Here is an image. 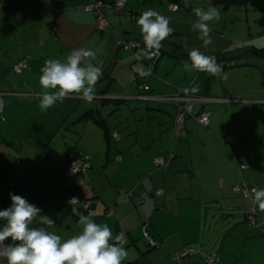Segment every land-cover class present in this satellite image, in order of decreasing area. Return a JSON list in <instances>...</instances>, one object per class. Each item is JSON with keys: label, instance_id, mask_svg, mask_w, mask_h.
<instances>
[{"label": "crops", "instance_id": "0c3cea01", "mask_svg": "<svg viewBox=\"0 0 264 264\" xmlns=\"http://www.w3.org/2000/svg\"><path fill=\"white\" fill-rule=\"evenodd\" d=\"M92 1L95 0H0V209L3 201L10 198L9 193L20 195L55 222L40 225L37 217L33 225L44 226L62 239L79 233V215H91L96 223L107 224L113 235L124 232L128 253L125 261L138 259V264H203L202 256L210 252L218 253L215 264H264V212L255 206L262 226L252 227L246 217L247 198L232 190L241 182L264 188V90H233L217 77L191 69V61L178 55L189 51L170 36L198 34L192 29L197 19L192 12L197 7L195 2L167 0L179 4L175 14L167 16L165 0H125L118 16L105 8L109 23L114 25L99 31L95 15L83 9ZM101 1L112 5L116 0ZM210 5V0H202L198 7L207 9ZM148 9L170 17L169 26L174 29L162 41V54L154 63L135 56L142 50L143 38L140 27L131 19ZM228 22L226 17L220 19L221 34ZM113 29L124 38L138 40L142 46L124 49L118 45ZM211 29L216 31L211 34L218 37L220 31ZM78 48L96 52L93 63L103 71L95 86L97 97L89 103L73 95L42 112L38 96L43 91L39 77L44 61H64ZM219 52L225 59L234 55L224 50L211 54ZM22 58L26 59V68L15 73L11 67ZM185 63L190 70L185 71ZM141 67L152 69L151 75L143 77L151 94L169 95L178 88L199 85L195 93L205 101L194 104L193 112L208 111V126L203 127L190 117L183 125L172 127L176 110L173 104L165 102L155 109L142 104L146 100L143 95L148 93L137 88L136 75ZM87 110L92 116L82 118ZM113 111L118 112L110 121L114 127L124 121L120 114L123 111L128 113V120L134 119V138L127 140L116 128L109 129L103 115ZM145 116L150 120L140 126ZM90 127L96 134L94 145L104 136L109 151L98 146L95 151L87 148L84 136ZM99 129L103 135L96 131ZM113 134L122 143L114 144V152L110 145L111 139L116 140ZM225 136L231 137V147L222 141ZM62 139L68 142L63 143ZM54 140H61L63 151L62 157L54 158L51 164L55 168L51 171L55 175L52 191H68L66 202L53 193L48 198L40 185L32 183L37 176L47 174L34 162L53 158L55 150L50 153V146ZM65 149H69L68 154L85 155L88 170L95 166L108 172L110 168L112 172L110 176L106 173V178L115 190L103 192L86 185L87 188L80 184V178L65 177ZM111 152L113 160L109 158ZM162 155L166 160L171 155L172 161L158 169L154 158ZM95 157L104 160L101 166L94 162ZM239 165L245 168L239 171ZM86 172L90 179V171ZM157 189L162 192L154 194ZM120 191H130L131 195L118 203ZM72 197H77L80 204L71 206L68 201ZM89 198L92 207L83 211L81 202ZM72 207L76 213H72ZM109 208L114 211L106 215ZM64 209L68 223L60 229L57 215ZM142 226L159 241L157 247H148L139 240L137 232ZM186 249H193L194 253L182 255Z\"/></svg>", "mask_w": 264, "mask_h": 264}, {"label": "clouds", "instance_id": "9594fccd", "mask_svg": "<svg viewBox=\"0 0 264 264\" xmlns=\"http://www.w3.org/2000/svg\"><path fill=\"white\" fill-rule=\"evenodd\" d=\"M192 10L197 18L192 29L198 32L203 47L207 48L212 43L210 22L219 21L220 11L213 6L207 9L194 7ZM170 20V17L153 9L141 13L136 23L140 27L143 47L135 54L137 60L160 55L162 41L174 32L169 26ZM188 56L191 69L217 78H227L223 65L214 56L206 55L198 48L190 50ZM95 57V51L78 48L73 49L64 61L45 60L39 77L43 89L38 96L40 110L46 112L58 101L73 95L91 103L97 97L95 86L103 76L102 68L93 63ZM184 69L190 70L188 63H185ZM151 72V67L138 69L141 77L149 76ZM183 91L195 93L199 91V85L194 84ZM2 110L3 100H0ZM72 171L75 172L74 167ZM9 196L11 205L0 210V221H3L0 224V258L6 264H122L127 257V250L123 246L126 243L124 232L113 235L107 224L96 223L91 215H79V233L62 239L44 226H33L37 217L40 225L55 224L48 216L41 215L40 208L20 195L9 193ZM251 199L264 212V188H252ZM68 203L73 206L80 204V201L72 197ZM76 212L77 209L72 207V213ZM9 240L11 243H6Z\"/></svg>", "mask_w": 264, "mask_h": 264}, {"label": "rangeland", "instance_id": "374dc122", "mask_svg": "<svg viewBox=\"0 0 264 264\" xmlns=\"http://www.w3.org/2000/svg\"><path fill=\"white\" fill-rule=\"evenodd\" d=\"M187 2L188 3L195 2V4L198 7V5L201 4L202 0H189V1L187 0ZM167 4H168V2H167V0H165L164 5L167 6ZM107 6L108 7H105V8L111 9V11H113V13H112L113 15L114 14L117 16L120 15L121 10L119 11V10L114 9L113 5H110V4ZM166 6H165V8H166ZM210 6H212V5H210ZM156 7H157V4H156L155 8ZM213 7H217V9H219V11L221 10L216 5H214ZM105 8L102 9L104 16L107 18V20H109L105 14ZM109 9H107V10H109ZM125 9H127V7ZM89 12H91L92 14L94 13L93 11H89ZM166 12H167V10L165 11V14H167V16H170V15L172 16L175 14L174 11H170L169 13H166ZM192 12H193V10H192ZM188 14H190V12H188ZM223 17L224 18L226 17L229 22L226 24V29L224 31V34H221L222 31L220 29L219 21ZM129 18H130V16H129ZM131 18H132V16H131ZM220 19H219V21L214 20V21L210 22L211 28H214L215 30H218L220 32H217L218 37L213 36L211 34L212 43L207 48L203 47V42L198 38V34L196 36H189V37L183 35V36H181V38L173 37V36H170V37L173 38V41L181 43L183 45V48L185 51H190L193 48H198L201 52L205 53L206 55H209V54L214 53V52H218V50H224L228 55L234 54V55H232V57H230V59L227 60L228 67L225 68L228 72L227 78L226 79L218 78V81L221 83H224V84L226 83L228 86L233 88V90H253V89H258L261 87H262V90H264V74L261 73V70L264 69V58H262L260 56H255V55L251 54L250 52L245 51L246 48H249V49L254 48L255 50H258V48L264 46V0H247L245 4L231 5L228 8L224 9V12H222V10L220 11ZM131 20L137 21V15H135ZM221 21H223V19ZM111 24H113V22ZM111 24L109 23V26H111ZM95 25L97 27L96 17H95ZM108 27L106 29H108ZM184 30H186V27ZM113 31L116 34L117 40L119 39V37L124 38L121 33L117 32L114 29H113ZM212 32L214 33L216 31H212ZM216 39H218V40H216ZM219 40H222V42ZM166 46L167 45L165 44V48H166ZM234 48L237 49V51H232ZM160 52H161V50H160ZM165 52L169 53V51H166V50H165ZM150 61L153 62L152 59H150ZM232 67H234V68H232ZM24 68H26V67H24ZM142 104L147 105V107H149V109L150 108L155 109V108H158V106L160 104H166V103L161 102V101H156V100H145V101H142ZM150 111H153V110H150ZM123 112L124 113H120V114H122V117H124V121L117 123L116 127H114V124L113 123L111 124L110 121L112 122L114 120V117L118 114L117 111L116 112L115 111L110 112V114H106L103 116H105L104 120L108 121L109 129L116 128L120 132V135L122 138H126L127 140H129V139L135 137L134 126H136L137 123L134 121L133 118H130L128 120V118H126L128 113L126 111H123ZM144 118H145V120L140 122V126H143L145 121L147 123L150 120L148 116H145ZM87 123H90V122H87ZM131 130L132 131L134 130V131L131 132ZM96 131H98V133L103 135V130L99 129ZM68 135L69 134H67V136ZM95 135H96L95 130H93L91 127L88 129V133H85L84 142H86L85 145L87 146V148L95 151V149L98 146V147L103 148L106 151L107 150L109 151L110 148H108V142H106L104 136H102L103 141H100V143L98 145H94V143H97ZM112 137L114 139H116L114 141L113 139L110 138L111 139L110 145H113L112 152H114V144L118 146L120 144V141H117V138H115L113 135H112ZM62 140L64 143V139H62ZM66 141L68 142L67 139H66ZM81 143H82V141H81ZM61 146H63L61 140H58V141L54 140L50 146L51 147L50 153H53L55 150V153H53V156H52L53 158H49V160L46 158V159H43L41 161H35L34 162V163L37 162L36 166H37V164H40L42 167L41 170H44L45 172H47V174L37 176L32 181V183H34V184L37 183L38 185H40L42 187V191H44L45 194H47L48 198L52 197L53 196L52 193H53V194L58 195L60 200H63V202H66L68 200V191H65V192H62V191L58 192V190L55 192L52 191V181L55 178L54 177L55 175H54V172H51V171L54 170L55 168L51 164H53L55 162V159H60L62 157L61 154H62L63 149ZM133 146L136 147L137 144L136 145L133 144ZM106 147H107V149H106ZM112 152H111V157H109L111 159L113 158ZM97 158L98 157H95L94 162L96 164H98L100 162V166H101L102 162L104 160L102 159L100 161ZM44 162H46V163L44 166H42V163H44ZM88 163H89V161L87 160L86 161V167L81 169L78 174H76L74 176H65V177H70L69 179H71L72 177L73 178L78 177L75 180H79V178H80V180H81L80 184L81 185H83L85 187L90 186V187H94V188H99L103 192H109V191H111V189L115 190L114 186H112V182L106 178L107 177L106 173L108 174V176H110V174L112 172L110 170V168H108L109 173L106 170L105 171L103 170L101 172L95 166L93 168H91V170L90 169L88 170V168H89V166L87 167ZM105 163H107V160H105ZM86 171H90L89 172L90 173V175H89L90 179H88V177L86 175V173H87ZM83 175H84V177H81ZM72 183H73V181H72ZM72 188L74 190V187H72ZM86 196H88L87 193H86ZM87 201H91L90 198L87 199L86 202ZM94 202H95V199H94ZM82 210L85 211L84 209H82ZM61 211H62V213L57 215L58 227L60 229H64V226L68 223L67 222L68 216L66 214L65 209L61 210ZM108 211H110V208ZM141 232H142V229H139L137 234H138V237L140 238L139 240L143 244L144 241L140 237ZM0 260L3 261L2 264H6V261L4 259L0 258Z\"/></svg>", "mask_w": 264, "mask_h": 264}, {"label": "built area", "instance_id": "2783aa9c", "mask_svg": "<svg viewBox=\"0 0 264 264\" xmlns=\"http://www.w3.org/2000/svg\"><path fill=\"white\" fill-rule=\"evenodd\" d=\"M124 1L125 0H116V2L113 5V8L116 10H120L123 7ZM104 7H108V6L105 5L101 0H96L94 2H90L89 4L83 6V9L85 11H93L95 13L96 20H97L96 28L101 31L105 30L107 26L109 25V22L107 18L104 16V13L102 11V8ZM169 8L175 9L176 5L170 4ZM118 45L123 47L124 49H130V50H134L142 46L138 40H134L130 38L127 39V38H122V37H119ZM156 57H152L151 59H155ZM218 63L220 64V62ZM24 66H25V61L24 59H21L17 63L13 64L11 68L13 69L14 72L18 73L22 70V68H24ZM136 77L140 79V82L137 84L138 90L143 93L149 90V86L146 85V83L143 81V77H141L139 73L136 75ZM143 98L146 100H156V101H161V102H169L173 104L175 106L176 112L172 120V124H173L172 127L176 126L177 124H180L181 122L185 120L186 117H189V116L194 118V120L201 125H206L209 122V112L208 111L200 110L196 114L193 113L194 104L202 103L203 101H205V98L200 95L192 94L189 92L185 93L183 89H177V91L174 92L173 94L167 95V94L148 93V94L143 95ZM113 136L115 138H118L117 134H113ZM222 141L226 143L229 147H231L230 146L231 137L225 136L224 138H222ZM86 161L87 159L84 156L77 154V153L74 154L73 157L70 158V160L67 162L65 166V169H64L65 174L67 176H74L78 174L81 169L86 167ZM154 163L157 167H160V166L167 164L168 160H166L164 156H156L154 158ZM73 167H74L75 172L72 171ZM238 168L239 170H242L243 168H245V166L239 165ZM252 188H257V187L255 185H248L244 182H241L240 184L233 186L232 190L235 193H240L245 198H247L248 204H249L247 211H246L247 221L252 227L260 229L262 224L257 218L255 205L253 204L252 199H251V189ZM156 193L159 194L161 193V191L158 190ZM130 194H131L130 191L128 192L120 191L118 203L123 202V200L127 199ZM90 204H91V201H87L83 203L82 206L85 209V208H88ZM113 211H114V208H110V211L107 212V215L112 214ZM143 235H144L145 241L151 247H157L159 245L157 240L151 234H149L147 230H144ZM6 243H11V242L7 241ZM193 253H194L193 249H186L182 255L190 256ZM204 256H205L204 261L207 264H212L217 260V254L215 253L208 254V255L205 254Z\"/></svg>", "mask_w": 264, "mask_h": 264}, {"label": "trees", "instance_id": "16d2710c", "mask_svg": "<svg viewBox=\"0 0 264 264\" xmlns=\"http://www.w3.org/2000/svg\"><path fill=\"white\" fill-rule=\"evenodd\" d=\"M96 1V0H95ZM246 1L247 0H210V2H211V4L212 5H216V6H219V7H221L222 9H226V8H228L229 6H231V5H241V4H245L246 3ZM2 2V1H1ZM92 2H94V1H92ZM116 2V1H115ZM114 2V3H115ZM114 3L112 4V5H114ZM89 4V3H88ZM105 4V3H104ZM124 4H125V1H124ZM124 4H123V7H124ZM170 4H175L176 5V8L175 9H171V8H169V5ZM87 5V4H86ZM106 5V4H105ZM123 7L120 9L121 11L123 10ZM105 8V7H104ZM179 8V4L177 3V2H175V1H170L168 4H167V13H169L170 11H176L177 9ZM103 9V8H102ZM119 10V11H120ZM103 11V10H102ZM94 14V13H93ZM95 15V14H94ZM167 15V14H166ZM96 17V16H95ZM109 26V25H108ZM107 26V27H108ZM106 30V29H105ZM105 30H103V31H105ZM99 31H101V30H99ZM116 35V34H115ZM246 51H248V52H250L251 54H253V55H255V56H260V57H262V58H264V46H262V47H260V48H258V50H255L254 48H252V49H247ZM161 54H162V52H160V55L158 56V57H160L161 56ZM178 55H180V56H183L184 57V59H187L188 61H190V59H189V56H188V53L187 54H184L183 52H181V54H179L178 53ZM210 56H214L215 58H216V60L218 61V62H220V64H222L223 65V69H225V68H227L228 67V62L226 61V60H228V59H230V57H228V59H225L224 57H222L221 56V54H220V52L219 53H217V54H211ZM158 57H156L155 59H152L153 60V63L156 61V59L158 58ZM22 59H24V61H25V66L24 67H26V59L25 58H22ZM21 60V59H20ZM18 62V61H17ZM16 62V63H17ZM15 64V63H14ZM23 69L24 68H22V70L20 71V72H18V74H20V73H22V71H23ZM11 70L13 71V69L11 68ZM16 73V72H15ZM261 73L262 74H264V69H262L261 70ZM136 82H137V84L140 82V79H136ZM179 89V88H178ZM177 91V90H176ZM147 93H149V90H147L146 91ZM194 94H196V93H194ZM196 95H198V94H196ZM200 111V110H199ZM175 112H176V110H175ZM193 113H195V112H193ZM198 113V112H197ZM196 114V113H195ZM175 115V114H174ZM90 116H92V112L91 111H89V110H87L86 112H84L83 113V115H82V118H88V117H90ZM191 116H189V117H186L185 118V120L183 121V122H181L180 124H177V125H183L184 123H185V121L188 119V118H190ZM174 118V117H173ZM192 118V117H191ZM194 119V118H193ZM97 122L98 123H100V121H98L97 120ZM199 124V123H198ZM176 125V126H177ZM199 125H201V124H199ZM172 126H173V124H172ZM201 126H203V127H206V126H208V123L206 124V125H201ZM106 138L108 139V135H106ZM71 150V149H70ZM69 153V149H65V152H64V154L66 155V156H68V158H67V161H66V163L65 164H67V162L70 160V158H72L73 157V155L74 154H76V153H73V154H68ZM163 156V155H162ZM170 158V159H169ZM169 158H168V163L167 164H165V165H163V166H160V167H157L158 169H160V168H164V167H166V166H168L170 163H171V161H172V156L171 155H169ZM64 174H65V170H64ZM65 176H67L66 174H65ZM158 190H160V189H157L156 191H154L153 193L154 194H158V193H156ZM161 192H162V190H160ZM126 192H128V191H126ZM131 195V194H130ZM129 195V196H130ZM128 196V197H129ZM86 200L87 199H85V200H83L82 202H81V209H84L83 208V203H85L86 202ZM11 199L10 198H8V199H6V200H4L3 201V204H2V208L0 209V210H4V209H7L10 205H11ZM91 207V205H89V207L88 208H90ZM88 208H85L84 210L85 211H87L88 210ZM107 215V214H106ZM3 223V221H0V224H2ZM33 226H38L37 224H35V225H33ZM144 230H147L148 232H149V234H151V232L146 228V226H142V232H141V238L143 239V241H144V243L148 246V247H151L146 241H145V238H144V235H143V232H144ZM152 235V234H151ZM152 236H154V235H152ZM8 242H11L10 240L8 241ZM157 242H159L158 240H157ZM126 245V243L123 245V246H125ZM151 248H154V247H151ZM213 253H215V254H217V260L214 262V263H212V264H215V263H217V261H218V259H219V257H218V253L217 252H213ZM208 254H212L211 252L210 253H206V255H208ZM204 257L205 256H202V258H203V264H207V263H205V261H204ZM122 264H138V259H135V260H133V261H123L122 262Z\"/></svg>", "mask_w": 264, "mask_h": 264}, {"label": "water", "instance_id": "95a60500", "mask_svg": "<svg viewBox=\"0 0 264 264\" xmlns=\"http://www.w3.org/2000/svg\"><path fill=\"white\" fill-rule=\"evenodd\" d=\"M66 136V135H65ZM66 141V139H64V142Z\"/></svg>", "mask_w": 264, "mask_h": 264}]
</instances>
